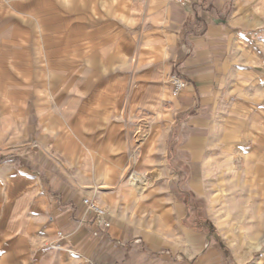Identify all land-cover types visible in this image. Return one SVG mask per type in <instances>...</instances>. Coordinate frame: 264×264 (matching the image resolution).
Returning a JSON list of instances; mask_svg holds the SVG:
<instances>
[{
	"label": "crops",
	"instance_id": "1",
	"mask_svg": "<svg viewBox=\"0 0 264 264\" xmlns=\"http://www.w3.org/2000/svg\"><path fill=\"white\" fill-rule=\"evenodd\" d=\"M188 113L175 164L162 146ZM208 123L206 139L264 138V0H0V249L21 264H214L169 183L147 198L125 178L141 129V163L160 142L161 173L198 195L221 156L194 136Z\"/></svg>",
	"mask_w": 264,
	"mask_h": 264
},
{
	"label": "rangeland",
	"instance_id": "2",
	"mask_svg": "<svg viewBox=\"0 0 264 264\" xmlns=\"http://www.w3.org/2000/svg\"><path fill=\"white\" fill-rule=\"evenodd\" d=\"M190 115L188 113L178 119L167 143L162 146L169 151L170 160L175 164L179 160L176 159L178 151H188L187 138L192 132L188 133L184 128L188 131L192 128L188 125ZM221 126L211 128L220 132ZM203 128V132L194 136H200L201 143L207 144L206 148L212 154L219 152L221 156L208 157L212 164L207 171L205 189L199 190L198 195L183 189L187 176L174 173V169L167 174L161 173L163 165L158 158L160 142L150 144V154L141 163L139 154L146 146L149 135L141 129L136 131L135 136L133 170L125 174V178L147 198L158 193L155 190L157 183H169L185 204L182 224L195 230L198 249H205L206 253L215 251L214 264H264V138L260 142L254 139L224 141L218 138L219 133L214 132L213 137L206 139L210 124ZM143 164L148 168L141 172L139 166ZM181 170L187 172L186 169ZM134 177H139L142 182L136 185ZM177 241L180 249L188 248L183 235ZM175 249H179L178 246ZM0 264L21 263L12 251L0 249Z\"/></svg>",
	"mask_w": 264,
	"mask_h": 264
},
{
	"label": "built area",
	"instance_id": "3",
	"mask_svg": "<svg viewBox=\"0 0 264 264\" xmlns=\"http://www.w3.org/2000/svg\"><path fill=\"white\" fill-rule=\"evenodd\" d=\"M179 4L180 6H188L191 4L192 0H170ZM170 84L172 86L173 95L177 96L181 90H183L187 83L186 81L178 76L174 75L170 77ZM83 204L87 211L91 213L94 217V223L96 224L98 231L106 232L111 228L112 221L109 211L100 203L91 198L83 199ZM81 264H98L89 259L84 260Z\"/></svg>",
	"mask_w": 264,
	"mask_h": 264
}]
</instances>
